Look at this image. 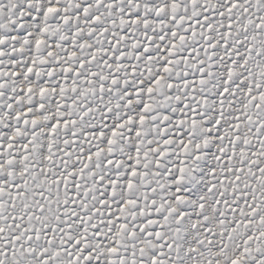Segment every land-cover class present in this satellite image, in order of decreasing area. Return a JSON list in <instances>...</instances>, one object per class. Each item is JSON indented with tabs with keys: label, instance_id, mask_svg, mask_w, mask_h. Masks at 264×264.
<instances>
[{
	"label": "snow or ice",
	"instance_id": "snow-or-ice-1",
	"mask_svg": "<svg viewBox=\"0 0 264 264\" xmlns=\"http://www.w3.org/2000/svg\"><path fill=\"white\" fill-rule=\"evenodd\" d=\"M0 264H264V0H0Z\"/></svg>",
	"mask_w": 264,
	"mask_h": 264
}]
</instances>
